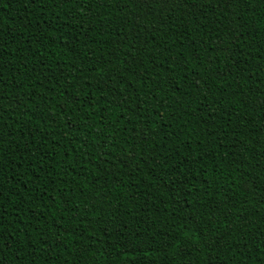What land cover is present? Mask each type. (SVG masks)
<instances>
[{
	"label": "trees",
	"instance_id": "obj_1",
	"mask_svg": "<svg viewBox=\"0 0 264 264\" xmlns=\"http://www.w3.org/2000/svg\"><path fill=\"white\" fill-rule=\"evenodd\" d=\"M0 264H264V0H0Z\"/></svg>",
	"mask_w": 264,
	"mask_h": 264
},
{
	"label": "snow or ice",
	"instance_id": "obj_2",
	"mask_svg": "<svg viewBox=\"0 0 264 264\" xmlns=\"http://www.w3.org/2000/svg\"><path fill=\"white\" fill-rule=\"evenodd\" d=\"M145 2H147V0H145Z\"/></svg>",
	"mask_w": 264,
	"mask_h": 264
}]
</instances>
